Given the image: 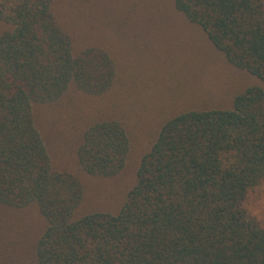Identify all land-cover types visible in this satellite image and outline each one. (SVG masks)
<instances>
[{
    "label": "trees",
    "instance_id": "trees-1",
    "mask_svg": "<svg viewBox=\"0 0 264 264\" xmlns=\"http://www.w3.org/2000/svg\"><path fill=\"white\" fill-rule=\"evenodd\" d=\"M171 1L255 81L230 107L164 118L110 214L84 211L85 181L111 180L129 164L123 112L131 103L119 94L125 79L115 50L131 34L147 49L145 12L156 7L0 0V264H264V224L247 207L264 188V0ZM104 2L109 11L98 10ZM68 103L84 107L85 120L66 144L65 168L50 156L36 110Z\"/></svg>",
    "mask_w": 264,
    "mask_h": 264
},
{
    "label": "rangeland",
    "instance_id": "rangeland-1",
    "mask_svg": "<svg viewBox=\"0 0 264 264\" xmlns=\"http://www.w3.org/2000/svg\"><path fill=\"white\" fill-rule=\"evenodd\" d=\"M160 1L162 7L157 0H141L146 7L153 4L156 7L154 14L151 9L145 12L148 25H151L143 30L151 38V44L146 46V50L140 51V41L133 34L117 51L114 49V39L109 41L110 49L113 52L115 50V55L122 64L121 81L125 79L122 84L125 93L119 94L126 96L131 103L130 110L126 107L127 110L123 113L128 119L126 121L133 145L129 164L120 175L111 180L85 181V212H117L133 183L135 161L153 142L164 118L186 108L230 107L234 94L255 81L245 72L228 65L207 42L203 31L198 26L192 27L186 23L183 16L173 10L171 0ZM107 6L108 3L104 2L98 10H106ZM108 7L112 8L111 5ZM117 9L115 6V10ZM104 21L114 30L120 27L124 31L126 29V25L118 18L116 20L110 17ZM132 32L138 33L137 30ZM205 99L208 101L205 102ZM83 109L81 105L68 103L36 110L38 129L57 165L69 167L71 157L68 160L65 156L66 144H72L76 140L73 133L77 132L79 125L85 120L81 115ZM90 113L86 109L85 115ZM247 204L250 214L264 224V188L256 189ZM32 223L33 227L41 225L38 217ZM30 242L32 243V238ZM25 251V244L21 243L18 253Z\"/></svg>",
    "mask_w": 264,
    "mask_h": 264
}]
</instances>
